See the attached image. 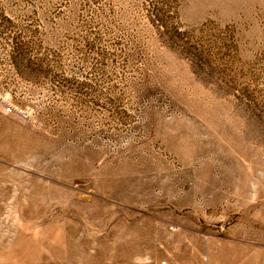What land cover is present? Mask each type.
<instances>
[{
  "label": "rangeland",
  "instance_id": "rangeland-1",
  "mask_svg": "<svg viewBox=\"0 0 264 264\" xmlns=\"http://www.w3.org/2000/svg\"><path fill=\"white\" fill-rule=\"evenodd\" d=\"M0 264H264V0H0Z\"/></svg>",
  "mask_w": 264,
  "mask_h": 264
},
{
  "label": "built area",
  "instance_id": "built-area-1",
  "mask_svg": "<svg viewBox=\"0 0 264 264\" xmlns=\"http://www.w3.org/2000/svg\"><path fill=\"white\" fill-rule=\"evenodd\" d=\"M7 111L10 112L11 111V108L9 106H7Z\"/></svg>",
  "mask_w": 264,
  "mask_h": 264
}]
</instances>
